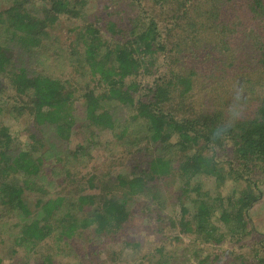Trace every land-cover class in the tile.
I'll list each match as a JSON object with an SVG mask.
<instances>
[{
  "label": "trees",
  "instance_id": "16d2710c",
  "mask_svg": "<svg viewBox=\"0 0 264 264\" xmlns=\"http://www.w3.org/2000/svg\"><path fill=\"white\" fill-rule=\"evenodd\" d=\"M0 1L8 3L0 78L12 90L0 86V113L30 124L27 147L0 124V234L12 255L51 239L72 253L75 242L79 250L94 242L105 264H117L125 248H142L136 235L156 220L158 231L169 224L180 240L213 244L185 251L187 263L215 264L227 234L250 233L247 213L264 181V97L251 95L264 71L248 70L258 56L264 65V0H104L94 21L81 20L88 0ZM62 20L78 21L72 36L51 41ZM222 87L228 99L217 105ZM101 132L111 136L104 150L118 156L100 172L76 171L90 147L71 150V135L96 144ZM121 162L129 169L108 179ZM83 181L95 191L84 193ZM226 182L233 188L223 194ZM170 198L182 203L180 217ZM130 231L133 240L117 245ZM252 258L264 264V253ZM41 264H54L53 255Z\"/></svg>",
  "mask_w": 264,
  "mask_h": 264
},
{
  "label": "rangeland",
  "instance_id": "374dc122",
  "mask_svg": "<svg viewBox=\"0 0 264 264\" xmlns=\"http://www.w3.org/2000/svg\"><path fill=\"white\" fill-rule=\"evenodd\" d=\"M104 3H105L104 0H88V3L85 7L86 10L84 12V17L82 16L81 20L94 21L96 20V18L99 17L98 14H103L104 16L105 15L103 10ZM0 5L5 6L8 5V3H6V1H0ZM121 8H124V11L126 12L128 6L123 4L121 5ZM112 17L117 19L119 18V15H116L115 17V15L112 14ZM77 23L78 21L67 22L65 20H62L60 24L55 25L52 28L50 34L51 35L50 40L55 41L57 39L59 42H66L64 38H66L67 36H72V33L70 32V28L72 27V25H75ZM248 44L250 45V43ZM251 51L256 52L257 50L251 49ZM15 53L17 55V51ZM262 60H263L262 56L260 57L258 56L257 60H253L257 63V65L254 66V68H250L248 71H255L256 73H259L260 70L264 71V68H261L264 67V65L262 64ZM234 65H236V62ZM232 70L233 69L230 68V73ZM236 72H241V71L237 70ZM261 84H262L261 81L260 83L256 82L257 86ZM1 85L5 86L6 92H9L10 94L12 93L7 78L5 77L0 78V86ZM226 87L219 88L218 91L213 92V94H218L219 96H221L220 99L216 102L217 105L221 104L222 102L226 103L228 99V94H227L228 91L226 90ZM233 91L234 93L240 95L242 99L248 95L247 90L239 91L235 89ZM2 96L7 98L5 94L3 95L2 93H0V103ZM259 96L264 97V85H261V87L255 86V89L253 90V93L251 95V101L260 100ZM245 105L247 104L244 103V106ZM231 108H235V107H231ZM248 112L252 113L253 109L249 108ZM0 124L9 127L10 132L16 138L15 140L16 145H19L21 147L22 146L27 147V144L29 143L27 140V136L25 135L26 134L25 130L28 128V125L30 126V124L25 116H23L22 118L20 117L18 119L17 118L14 119V117H12L10 114L7 113L6 115L4 112H2L0 113ZM84 136H88V134L85 133V135L82 136H75L74 134H72L69 139L68 146L71 148V150L76 149L77 144L88 145V147H90L89 154L86 155L89 161H87L86 157H84L85 160H82V164L76 165V171H79L80 169L83 168V172L89 170L100 172L103 170L104 166L107 163L112 162L111 157L118 156L117 152L108 153V151L104 150L105 148L104 143L111 139L109 132L107 133L101 132V134L95 138V140L98 141V143L96 144L91 142L87 143L84 140ZM110 147L112 148V146ZM40 150L41 149H37L35 153L39 152V154H41ZM125 163L126 162L114 163L115 165L111 168L110 172L107 174L108 179L114 177L117 172L127 171L129 167ZM70 168L74 170V168L71 167V165ZM204 181L206 180L204 179ZM81 184L83 188H85V190H83L84 193H91L95 191L92 188L87 189L84 181L83 183L81 182ZM231 188H233V186H231V183L226 182L224 188L221 187L219 188V190L222 191L223 194L225 193L227 194L229 190L232 191ZM260 192H261L260 198L253 205V207L250 208L249 212L247 213L248 214L247 216L249 217V224L247 226L248 228L247 230H250V233L245 237H242L240 240L236 236H231V234H227L224 239V242L221 245V248L224 249V251L221 249L222 252L219 253L220 257L215 264H256V260L252 258V255H255L256 257L258 252L264 253V181L260 184ZM173 202L176 201H173V199L170 198L169 200H167V204H168L167 206L169 207L172 206ZM180 204L182 203L178 202L177 204H173L175 207L176 215H178L179 217H180V209H179ZM187 218H191V214H187ZM157 222L158 221L153 220V222H151L152 225L146 228L147 231H145V229H142L141 233L136 235V238L140 239L143 242L142 248L140 249L139 247L125 248L124 256L121 257L123 258L124 262H118L117 264H124V263L129 264L135 261L136 264H139L141 258H143L145 261L147 260L150 264L151 263L155 264L156 259L159 256H161L166 261V264H193L192 261L188 263L186 262L187 259H185L184 257L185 251L198 249V251L202 252V254H205L206 252L211 251L213 247V244L211 243L203 244V242L200 241L198 237L193 235L182 236L180 240L179 236L176 235L177 229L174 227H170L169 224L168 225L165 224L164 225L165 227H162L161 225V231H158L159 223ZM133 234L134 233H132L131 231L122 234L120 238L117 239V245L124 246V242L127 239L133 240ZM86 239H87V233H86ZM9 243L10 241H8V238L0 234V264H22L24 262H27V264H41L42 255H44L47 252L53 255L54 264H67V262L70 260L74 261L75 262L74 264H87V263L105 264L107 260V258H105L104 256L105 255L104 252L97 244H94V242H89L91 243V246L90 245H86V247L83 246V250H79L82 245L79 246V244L75 242V244H73L72 246L75 252L72 253L70 252L69 246L67 247V245H63V244H60V246L61 248H63L64 251L62 252L55 251L53 248L56 243L54 242V239H51V240H46L41 244H39L37 249L28 251L22 248H18L17 254H13V255L11 251H9V249L13 245L12 244L10 245ZM77 251H80V253H78L79 258L76 259L74 256ZM186 257L188 258V255H186Z\"/></svg>",
  "mask_w": 264,
  "mask_h": 264
}]
</instances>
